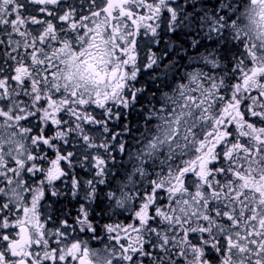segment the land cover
<instances>
[{"label": "snow or ice", "instance_id": "obj_1", "mask_svg": "<svg viewBox=\"0 0 264 264\" xmlns=\"http://www.w3.org/2000/svg\"><path fill=\"white\" fill-rule=\"evenodd\" d=\"M0 264H264V0H0Z\"/></svg>", "mask_w": 264, "mask_h": 264}]
</instances>
